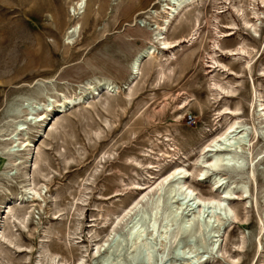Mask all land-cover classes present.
<instances>
[{"label": "rangeland", "instance_id": "obj_1", "mask_svg": "<svg viewBox=\"0 0 264 264\" xmlns=\"http://www.w3.org/2000/svg\"><path fill=\"white\" fill-rule=\"evenodd\" d=\"M77 1L0 0V207L8 197L25 198L30 182L41 194L14 209L19 216L30 206L22 226L14 222L13 228L14 219L0 212L1 233L22 246L2 264H39L40 256H57L63 264L81 258L103 264L105 256L106 264H150L130 262L134 248L126 234L141 216L135 205L154 193L140 199L139 187L152 181V173L158 178L175 166L187 170L186 185L203 199L217 198L211 193L215 177L243 184L246 192L235 190L227 209H203L200 222L209 226L170 240L167 250L146 230L155 248L152 264H190L200 257L206 264H264V158L252 162L264 155L261 0H210L200 12L191 8L166 32L178 44L161 49L151 42L157 52L141 62L136 78L127 77L129 61L161 23L146 15L136 18L141 26L134 23L152 0H82L84 8L72 15ZM74 25L79 29L68 43L65 32ZM101 78L111 80V92L98 99L90 93L86 105L39 131L43 111L73 93L90 92ZM214 82L228 92L213 88ZM235 119L241 128L233 135H244L235 146L243 169L229 172L226 162L200 176L210 157L201 152L204 145ZM26 140L30 148L22 146ZM163 197L173 211L179 207L177 224L197 217V208L186 206L190 201ZM170 224L172 233L177 225Z\"/></svg>", "mask_w": 264, "mask_h": 264}, {"label": "bare ground", "instance_id": "obj_2", "mask_svg": "<svg viewBox=\"0 0 264 264\" xmlns=\"http://www.w3.org/2000/svg\"><path fill=\"white\" fill-rule=\"evenodd\" d=\"M209 1L210 0H206L205 2L204 0H152L144 9L138 11L136 14L134 23L138 22L136 21V18L139 15H146V17L148 18L154 19V21L158 19L160 20L161 23L160 24L156 23V27L154 28L155 31H151L150 42L143 45L131 57L129 61V65H128L129 73L127 77L136 78V76L138 75L141 62L147 59L148 57L154 55L155 52H157L156 48L151 42L157 43L161 49H167V48L176 46V44H178V41L169 42L165 36L168 29L174 23L179 22L182 18V15L185 12L189 11L191 8H195L197 11H199ZM261 3L264 5V0H261ZM155 6H158V10L154 9ZM83 8H84L83 1L82 0L77 1L74 4V6L71 8L72 15L77 14ZM194 22L196 23L195 26H198L199 17H196L194 19ZM138 24H140L141 26L140 22H138ZM77 29H79V27L77 25H74V26L69 27L66 30L65 32L66 42L70 43L69 39L73 37V35H76L75 33L77 32ZM47 81L51 82L52 79L51 80L48 79ZM110 81L111 80L107 78H101L91 87L90 92L81 91L79 93H73L72 95H70L71 94L70 93L69 94L70 96L64 97L62 101L57 102L55 106H53L52 108H48L46 110L47 112L43 111L38 121L39 131L43 132L44 128L49 127V125L54 121V119H56L55 117L68 113L71 109H74L76 106L86 105L89 102L90 98L94 97L93 95H96V98L98 99L101 97V94L103 91L107 92L108 90L111 92V89L113 87ZM212 86L216 90L218 89V90H222L223 92H228L227 89L223 87L219 82H214ZM90 93H92L93 95H90ZM130 101L131 100H129L128 103H130ZM184 104L183 105L181 104V108H185ZM125 105L127 104L125 103ZM262 105L263 104L260 100V103H259L260 109L258 111L260 114L263 111V115H264V109L261 108ZM240 128H241V125L239 124L238 120L235 119L234 121L228 124V126L222 133L217 135L216 138L210 142L211 144L206 145V146L204 145V148L201 150V152L206 151L212 154L211 155L209 154L210 156L209 159L207 161H204L205 163L204 169H207V170H201L200 176H203L209 170V168L218 170L219 168H221L222 164L226 162L228 164L234 163L240 168V170L241 168L243 169L244 165L242 161H240V157L236 155L235 153V146L237 143L240 144L243 142L244 135L240 134L237 136V138H235V136L233 135L239 132ZM39 131H37V133ZM263 136H264V132H263ZM31 144H32L31 140H26L24 141L22 146L24 148H28V147L30 148L32 146ZM29 150L30 149H28V151ZM14 153L15 151L8 150L9 156L14 155ZM263 158H264V155L259 154L254 159H252V162L254 160L260 161ZM223 167H225V164ZM225 170L229 172H236V173L240 172L239 169H236L233 166L229 167L228 165L226 166ZM152 174L154 175V177L152 178V181H150V183L145 187H142V186L141 188L139 187V191H140L139 196H140V199L147 200L148 199L147 197L149 195L148 192L153 191L154 193L150 199L145 201V205L139 206L138 203L135 205L134 208H136V213H138L141 216L139 219H137L135 224L128 230L126 234V236L128 237L127 241H129L131 244V247L134 248V254L130 256L131 257L130 262H137L139 260H144V261H150V264H152L154 259L156 258L155 250H154L155 248L153 247L151 241L145 239L146 230L151 229L150 235L152 237H158L162 243V247H163L162 249L167 250L166 248L170 240L176 241L179 236L185 233H187L188 236H190L192 232L200 233L204 227L207 228L209 226L208 223L206 224V223L200 222L201 221L199 218L200 212L204 211L203 209L207 210L211 208L213 209V211L214 209L217 210L220 208L222 210L225 208L227 209L228 207H227L226 201L232 199L233 195L235 194V190H241L243 191V193L246 192V188H245L246 186H244L243 184L234 185L232 182L231 184H226L223 182V180L220 177L219 178L215 177L211 183V193L217 194L216 196L217 198H214L215 197L214 196L212 198L203 199L195 192L194 189H191L190 187L186 185L185 178L188 175H187V170L184 169L183 166L181 167L175 166L173 167L171 172L163 176H158V178H156L155 176L157 174L155 173H152ZM250 176H252V172H250ZM25 191H26L25 198H28V196H30L29 197L30 199L31 198L33 199V197L39 199L41 197V194L39 193V191L35 190L31 182L28 184ZM165 195H170L171 197L173 196V198L180 196L182 197V199H186L188 202L190 201L191 203L186 206L188 208L190 207L192 208L193 206L194 208H197L196 209L198 212L197 217L184 220L181 223L179 222L177 224V222L179 221L178 219L179 216L176 210H179V207L173 211V207H171V205H169L168 203L163 204V202L165 201V200L163 201V198H164L163 196ZM25 198L22 195L16 196V197H8L6 199V206L0 207V212L2 214L7 213L8 219H14L13 228L16 227L14 222H17L19 223V225L22 226L23 223L28 218L29 212L26 210L30 208V206L27 207L25 211L22 212L21 215L19 216H15V214L13 213L15 208H16L15 210H17V208L19 209L20 207H23L27 202H31V201H27ZM185 203L180 204L181 205L180 209H183ZM1 209H4V210L1 211ZM132 210L133 209L128 210V211L124 210L123 212L125 214H129L132 212ZM139 215H137V217ZM171 215L174 218H171L172 217ZM195 218H197V220ZM147 221H148V227L146 228L145 225ZM159 221H161L162 223L161 226H160ZM170 222L177 225V227L172 231V233L170 229L171 227ZM180 225H183V227H181ZM2 228H3V225H2V220L0 218V229ZM160 228L162 230L161 235L157 236L158 229ZM113 235H114V232H113ZM14 242L11 240L10 235L9 236L3 235L0 231V264L3 263V260H9L8 259L10 258L9 252H12L13 248L15 250L16 249L20 250L22 248L21 245L15 244ZM117 243H118V246H120L122 243H124V240H118ZM102 247L107 248L108 243L105 241ZM100 248L96 246L94 255L99 254ZM142 253H145V257L143 256L141 257ZM40 257L41 258H39L37 261V262H40L39 264H63V261L58 259L57 256H49V257L40 256ZM157 257H160L162 259L164 257V251H163V254L158 255ZM106 259H109V258H107V256L103 257V260H102L103 264L107 263L108 260ZM42 260L43 261L45 260L46 263H43ZM205 261L206 260H204L203 257H200V258L194 259L190 264H206ZM77 264H83V259L81 258L77 262Z\"/></svg>", "mask_w": 264, "mask_h": 264}, {"label": "water", "instance_id": "obj_3", "mask_svg": "<svg viewBox=\"0 0 264 264\" xmlns=\"http://www.w3.org/2000/svg\"><path fill=\"white\" fill-rule=\"evenodd\" d=\"M228 166L230 167V166H233L232 164H228ZM234 168H236V169H239L240 170V168L237 166V165H235V166H233ZM131 237V236H130ZM145 257V253H142V255H141V257Z\"/></svg>", "mask_w": 264, "mask_h": 264}]
</instances>
